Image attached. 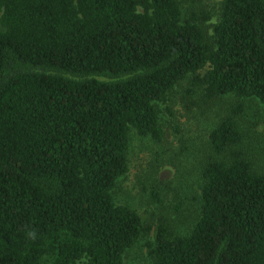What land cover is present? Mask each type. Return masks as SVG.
Masks as SVG:
<instances>
[{"label": "trees", "instance_id": "obj_1", "mask_svg": "<svg viewBox=\"0 0 264 264\" xmlns=\"http://www.w3.org/2000/svg\"><path fill=\"white\" fill-rule=\"evenodd\" d=\"M216 12L201 0H0V264H123L146 234L113 195L131 130L160 141V106L183 80L206 103L264 104V0ZM243 109L209 130L223 158L202 162L192 226L160 223L147 264H264V172L243 149Z\"/></svg>", "mask_w": 264, "mask_h": 264}, {"label": "rangeland", "instance_id": "obj_2", "mask_svg": "<svg viewBox=\"0 0 264 264\" xmlns=\"http://www.w3.org/2000/svg\"><path fill=\"white\" fill-rule=\"evenodd\" d=\"M220 1L201 0V3L215 18ZM187 86V80L181 81L168 102L160 106L163 130L160 141L140 136L134 130L130 132L128 171L118 179L113 195L117 203L138 212L146 234L125 251L123 264H147L144 243L153 240L160 223L172 234L185 233L192 226L199 208L202 162L210 155L223 158L212 154L207 135L238 103L244 106L236 116L245 133L243 149L248 151L253 167L264 172V104L253 97L238 98L232 94L206 103L198 94L184 96ZM151 190L159 193L160 202L151 199Z\"/></svg>", "mask_w": 264, "mask_h": 264}, {"label": "clouds", "instance_id": "obj_3", "mask_svg": "<svg viewBox=\"0 0 264 264\" xmlns=\"http://www.w3.org/2000/svg\"><path fill=\"white\" fill-rule=\"evenodd\" d=\"M27 238L29 239H36L37 238V230L35 228H32L31 230L27 231L26 233Z\"/></svg>", "mask_w": 264, "mask_h": 264}]
</instances>
